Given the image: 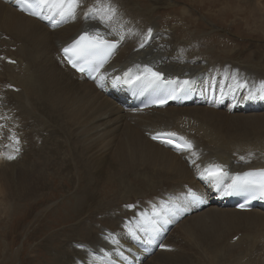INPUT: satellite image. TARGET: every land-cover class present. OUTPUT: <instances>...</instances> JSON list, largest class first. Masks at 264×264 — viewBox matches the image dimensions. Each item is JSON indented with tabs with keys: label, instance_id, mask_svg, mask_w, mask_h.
Returning a JSON list of instances; mask_svg holds the SVG:
<instances>
[{
	"label": "bare ground",
	"instance_id": "6f19581e",
	"mask_svg": "<svg viewBox=\"0 0 264 264\" xmlns=\"http://www.w3.org/2000/svg\"><path fill=\"white\" fill-rule=\"evenodd\" d=\"M134 1L82 0L75 18L56 26L58 16L51 18L49 24L53 13L47 8L44 11L47 21L43 22L17 11L10 0H0V215L3 216L0 217V250L5 251L0 252V264L25 261L23 246L7 254L12 248L9 243L1 242V236L7 233L3 218L17 212V204L11 208V201L6 203L4 199L32 190L47 177L50 167L42 153L52 151L56 155L59 146H66L59 144L60 133L80 147L79 151L88 157L92 167L108 162L111 154L122 166L135 168H129L131 175L127 180L120 177L113 183L112 177H105L104 187L109 189L110 197L104 201L98 199L93 203V196L83 192L64 207L54 206L57 213L50 212L54 215L51 224L66 227L44 235L46 238L37 244L36 251L30 253L32 260L42 255V261L34 264H102L96 253L114 257L123 264L130 261L131 264H264L263 209L236 210L211 202L201 211L193 212L194 207H186L184 197L187 187H193L205 200L209 199L212 189L203 182L201 174L212 161L222 165L230 175L264 167V139L249 138L264 129V110L257 111L254 106L231 110L175 103L135 110L108 85L114 76L122 80L155 68L179 84L198 86L216 82L219 92L235 94L240 104L258 105L264 102L261 91L264 72L256 64L227 60L230 54L224 53L217 60L213 49H196L197 43L182 46L172 28L167 31L148 14L156 8L155 4L167 0H151L144 10ZM182 1L185 6L206 11L209 17V12L220 4L229 10L237 5L228 8L230 0ZM233 1H244L247 10L264 11V0ZM105 6L114 9L115 16L101 23L99 17ZM190 10L181 8L179 15L185 17ZM228 14L225 10L221 18ZM81 31L93 35L98 32L103 39L119 42L104 70L109 78L104 84L90 82L76 73L59 54L60 47ZM258 97L262 101L256 102ZM34 111L40 116L28 128L23 119ZM45 127L49 130L47 135L41 132L46 131ZM162 131L184 135L191 148L172 151L167 144L146 135ZM49 139L53 148L48 146ZM9 155L14 158L8 159ZM63 157V163L67 164V154ZM62 167H51L53 176L59 177ZM74 170L79 176L77 169ZM125 187L139 191L124 194L121 189ZM167 194L190 211L189 215H183L180 208L161 206L159 198ZM150 201L158 203L160 208H154ZM144 208L150 211L144 220L154 237L148 238L146 230L124 223V217L141 214ZM169 211H175L180 219L164 232L159 221ZM28 225L24 231L29 229ZM102 234L111 237L106 239ZM130 237L148 241L153 252L148 255L139 252ZM232 248L238 250L230 253L233 259L228 261Z\"/></svg>",
	"mask_w": 264,
	"mask_h": 264
},
{
	"label": "rangeland",
	"instance_id": "374dc122",
	"mask_svg": "<svg viewBox=\"0 0 264 264\" xmlns=\"http://www.w3.org/2000/svg\"><path fill=\"white\" fill-rule=\"evenodd\" d=\"M171 1L172 0H167L166 3L164 1L155 4L157 5L156 8L154 9L152 7V11L148 12V14H152L150 15L152 18L159 20L161 23L159 25L162 28H166L167 31L172 28L178 42L182 46L197 43L198 46L195 47L196 49H213L215 51L214 55L216 54L215 57L217 60L223 58L222 55L224 53L230 54L231 56L229 58L226 57L227 60H234L242 64H256L259 70L264 72V11L261 12L258 8L247 10V3L244 1L236 2L230 0L228 4L230 7L228 8H232L235 4L237 5L229 10L220 4L218 7L216 6V10L209 12L211 13L209 17L208 14H206V11H202L200 9H197V11L194 7L192 8L185 6L182 0ZM134 2L141 5L142 10H144L149 7L148 4L151 3V0H135ZM184 7L189 9L191 8L192 11L190 10V13L188 12L189 16L187 15L185 17H181L179 15V11ZM219 9L223 11L218 12ZM225 10L229 11V14L224 18H221V13H223ZM150 16L147 15L146 17L151 19ZM184 18H188V20H184ZM235 23L240 24L237 27L234 25ZM39 116L40 115L34 111L33 113L30 112V115L23 120L25 123H27V125L29 124L28 126L26 125L29 128L30 122H33L34 119ZM51 120L54 122L53 119ZM48 131V128H46V131L42 130L41 132L47 135ZM263 134L264 129L259 132L252 133L249 138L251 141L261 140L264 139ZM59 137V144L66 146H59L60 149L56 150V155L52 153V151L51 153H42L43 160L46 161L47 159L50 167L47 177L39 182L32 190L19 193L15 198L8 197L4 199L6 200V203L11 201V208L17 204V207L15 208L17 212H15L10 218H3L2 224L6 225L5 230L7 233L1 236V242H4L6 245L7 243L10 244L12 249L6 252L7 254L14 253L17 248H21L23 246V256L25 255V261L22 260V264H34L38 260L42 261V255L38 256L37 260H32L30 253H32L33 250L36 251L35 249L37 244L46 238L44 235H48V232H58L59 230H62L66 227V225L62 226L63 224H51V219L54 215L50 212L57 213L55 210H53L54 206L55 209L64 207L65 204L73 201L75 198L83 194V192H88L93 196L91 199V202L93 203H96L98 199L100 201H104L110 197L109 189L104 187L105 177H112L113 183L116 182L120 177L127 180L130 179L129 177L131 175L129 168L132 170L135 168V166L132 165L122 166V163L114 158L111 154H109L108 162L92 167L88 157L82 151H79L80 147L75 144L73 140L65 139L61 133ZM50 145L52 147L51 140L49 139L48 146L50 147ZM66 154L68 156L67 164L63 163L65 162L63 155L65 156ZM81 155H83V157ZM80 158L83 159L81 160ZM81 162L84 163V165H82ZM61 165L63 167L60 170L59 177L53 176L52 170ZM88 166L91 168L88 169ZM75 168L77 169L79 176L75 173ZM136 191H139L138 188L125 187L124 189H121V192L124 194H133ZM26 197H33L34 200ZM0 217L3 216L0 215ZM35 217L36 221L33 222L32 220ZM29 222L31 223L28 225ZM26 225H28L29 229L24 231V227ZM45 230H47V232H44ZM233 241L234 240H232V242ZM237 250L238 248H232L229 251L227 255V259H229L228 261L233 259V256H231L230 253L234 254ZM0 252L5 251L0 250Z\"/></svg>",
	"mask_w": 264,
	"mask_h": 264
},
{
	"label": "snow or ice",
	"instance_id": "6c2138e0",
	"mask_svg": "<svg viewBox=\"0 0 264 264\" xmlns=\"http://www.w3.org/2000/svg\"><path fill=\"white\" fill-rule=\"evenodd\" d=\"M21 3H25V0H20ZM82 0H35L36 7L47 8L49 11L53 13L54 16H59L61 20H66L69 18H75L77 14V10L80 8ZM30 7L32 5H29ZM91 11V10H89ZM33 15H39V13H32ZM88 13H86L87 15ZM115 16V10L105 6L102 9V13L100 15L101 23H105L111 20ZM115 47L114 44L108 43L105 41L100 34L97 32L95 36H90L85 33L81 35L80 38L73 43L71 49L65 48L64 52L68 54L71 52V55L68 56L69 63H73L74 59H83L86 60L89 55L94 53L107 52L110 54L111 50ZM75 66V64H73ZM145 73L151 74V80L149 83H155L161 79V74L156 72H151L150 69H145ZM261 91L264 92V85L261 87ZM168 135H175V133H169ZM10 139H15L14 137H10ZM153 139H157V137H153ZM182 139V138H181ZM18 143V141H15ZM168 143H172V141H167ZM178 150H184L185 148L190 149L191 144L187 141H184L182 144L176 145ZM18 151L19 149H15ZM8 159H13L12 155L7 157ZM243 159V158H242ZM210 175H221L219 170H208ZM244 179L242 182L234 183L233 188L236 190H250L255 193L257 190L260 192L261 196H264V172L260 173H245ZM255 177H259V179H255ZM131 207V206H129ZM243 207V205L241 206Z\"/></svg>",
	"mask_w": 264,
	"mask_h": 264
}]
</instances>
